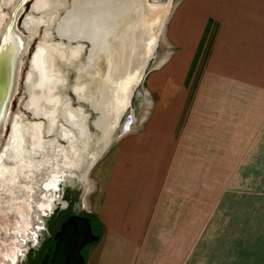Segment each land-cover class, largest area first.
Wrapping results in <instances>:
<instances>
[{"label": "crops", "instance_id": "obj_1", "mask_svg": "<svg viewBox=\"0 0 264 264\" xmlns=\"http://www.w3.org/2000/svg\"><path fill=\"white\" fill-rule=\"evenodd\" d=\"M183 16L192 58L214 25L207 62L189 101L188 58L184 74H154L152 117L96 164L86 264H170L178 248L189 259L226 200L222 264H264V0H186Z\"/></svg>", "mask_w": 264, "mask_h": 264}, {"label": "rangeland", "instance_id": "obj_2", "mask_svg": "<svg viewBox=\"0 0 264 264\" xmlns=\"http://www.w3.org/2000/svg\"><path fill=\"white\" fill-rule=\"evenodd\" d=\"M27 1V4H23L22 2L20 5V10L18 11L17 17L14 21L16 29L21 35L28 37L29 42L26 52L20 56L16 85L13 95L7 103L8 113L2 121L3 128L0 131V153H2L4 149L2 144V133H4V128L7 123L13 124L17 117L24 123L33 121L27 110L23 109L27 96L24 88L23 74L25 75L28 70V60L33 49H35L38 42L42 40L44 27V32L46 31L47 34H50V37L43 39L44 41L42 42L60 43L62 40L68 44L66 45L67 47L73 48L78 44L77 41L69 40L68 42L63 38L60 39L61 36L58 37L56 34V23L65 16V10H67L69 6L68 4H72V0H66L67 5L65 8H61L57 11L53 10L55 19L52 23L48 19L50 14L49 10H32L35 12L33 13L30 11V7L31 4L35 3L37 0ZM4 2L7 3L6 0H0V21L2 16L5 17L2 25L12 21L14 14L13 9L16 5H18L19 0H11L8 5ZM60 2L64 3L63 0H60ZM141 2H143L141 7L144 8V14L141 18L144 21L150 20L153 16L152 11H155L154 9L157 7L156 9L158 11L157 13L155 11V13L158 16L159 21L156 24H159L160 26L159 29H154V32H151L152 36H150V33L146 35L148 39L145 36L146 40L144 41H146L147 44L150 42L149 47H145V49L148 48L147 63L143 69V75L141 76L142 78H140L139 83L137 82V85H133V93L130 97L129 105L127 108L125 107V109L121 110L122 114L120 113L117 123L115 124L116 127L114 126L115 128H112L111 130L109 129L110 127L105 128L103 125H101L100 128L97 127L95 124L97 119L100 117L103 119L102 113H100L102 112L101 109L98 108L100 110L99 112L98 110H94L89 103L85 101H78L72 93V88H74L76 83L86 84L88 86L87 91L94 94L96 88L95 82L98 79H101L102 81L104 78L108 79L106 74L108 67L104 59H108V55L110 54L111 58L109 60L111 62V66L113 65L114 67L116 63H120L122 48L124 46V42L121 39V35L124 33V27L122 30H119L121 33L118 31L113 34L109 42L110 49L106 52V55H103V50L98 52L97 58L99 60L96 65H92L94 63H89V60L87 59L89 56L88 52H90L92 46L89 44L90 42L86 40H81V48L83 47L82 53H79V56L77 59L73 60L72 64L68 65L62 63L60 65L65 81L64 85H58L56 87V93L64 96L61 109L69 107L70 109L79 112V110L73 109L71 106L76 108L81 107L82 112L86 116L85 124L88 129L90 139H87L85 143L83 141L81 142V144L84 143L85 145L80 147L81 151L77 149L74 152L75 154H79L81 156L84 154L83 159L87 158L89 163L88 161H83L81 164L75 165L76 168L74 167V171H72L73 167L66 166V170L64 171L66 175H62L61 172H58V176H54L56 177L53 179L54 182L49 184L52 178L47 181V188H50L53 184L55 185L54 187L57 188L49 190L48 193L45 194H43L42 185L44 181L51 177L49 173L52 170H49L48 174L43 173L42 176H36L34 179H31L30 181L32 182L30 184L25 178V175L29 172L22 173L25 175L17 181L20 185L19 187L10 188L5 186L0 189V264H39L41 255L46 246V242H42V239L47 232L48 223H52L51 225L53 229H55L57 223L62 218V214H66L67 208L61 209V211L57 213L60 210V207L63 204L70 203L78 198L84 208L82 212L90 210V207L93 206L96 200V164L105 154L112 150L117 140L124 134L140 131L147 121L150 120L156 107L158 106L159 94L156 91H153V88L149 83L150 78H152L154 74L159 75V73L169 72L172 63L173 66L175 63L179 68H181L180 60L186 59L185 61H187L188 58L190 60L188 61V69H191L190 65L191 63L193 64L190 75L187 79V89L189 90L188 101L191 99L199 76L210 54L212 38L215 30L214 25L212 23L209 24L202 39L201 49H199V51L197 50L194 54L195 56L193 55L192 58L189 51L185 52V48L187 47L186 44L188 43V39L184 40V30L186 31L185 28L187 23L185 24V18L183 15L186 8V0H141ZM28 14L38 16H29L24 23L25 26L28 24L32 33L28 32L23 27L24 19ZM177 21H179V23ZM50 25L52 26L49 28L48 26ZM154 25L155 24L153 23V26ZM176 25L177 27H175ZM37 26L38 30L35 34L34 32L36 31ZM3 30V28L0 30V37ZM20 34L14 30L8 33L5 37L4 42L6 43V52L2 59H4L3 62L5 64L9 63L8 70L10 68L12 56L16 47L22 43V37ZM182 35H184V37H181ZM153 39L154 41H151ZM67 50L68 51H66V53L70 55V48H67ZM90 65L93 68L89 70L88 68ZM78 68L83 69L79 75L77 73ZM181 69L182 74L187 72L186 66H182ZM157 88H159V83ZM79 99L83 98L81 97ZM65 116L67 117V115L61 114L58 117H62L70 124L71 127H74L75 129H79L81 127L82 117L80 115L79 116L81 118L78 116V120L80 119V122L77 124L75 123V125H73L72 122H69ZM62 124H64V121L59 119L58 125L60 126ZM14 126L15 129L19 126L18 129L22 130L24 141L22 142L21 158L24 160V144L26 142L25 135L30 134V127H25V124H16ZM32 127L30 137L34 140L36 137H33L34 126L32 125ZM78 131L79 134H81V130L79 129ZM51 137L55 139V136ZM33 142H31V146L34 151L35 145H33ZM82 151H84V153ZM94 156L98 157L93 162L92 160ZM18 168L20 170H24L22 166H19ZM56 172L57 171H54L53 173ZM32 175H34V173H32ZM68 191H74L75 195L68 197ZM227 198L228 195H226V199ZM59 202H61V204H58ZM229 204L231 205V201L226 200L224 208L219 211L217 217L212 219L210 225L206 228V231L202 233L200 240L198 242H194L195 245L193 252L191 253L192 255H190L191 257H189V259L186 255L183 257L182 255L184 253V249L178 248L176 250V262L170 264H222L224 261L222 251L223 244H232L231 242H224V240L231 239L233 237L227 236L232 232V210L231 208L225 209L226 205L229 206ZM218 222L221 223V225H218ZM91 247L89 248V251L91 250ZM32 255H34V259L32 258Z\"/></svg>", "mask_w": 264, "mask_h": 264}, {"label": "bare ground", "instance_id": "obj_3", "mask_svg": "<svg viewBox=\"0 0 264 264\" xmlns=\"http://www.w3.org/2000/svg\"><path fill=\"white\" fill-rule=\"evenodd\" d=\"M63 2H60V0H37L31 7L34 11L49 10L48 19L52 23L55 19L53 10L57 11L60 8H65L67 2L66 0H63ZM141 4H143L141 0H72V4H68L67 10H65V16L56 23V33L59 37L61 36L60 39L63 38L68 42L69 40L77 41V46L74 48L67 47L62 40L60 43L40 42L36 46L37 48L31 56L33 68L27 73L29 97L26 105L34 115L46 118L47 131L54 128L55 122L61 114L67 115L65 118L73 125L80 122V119L78 120L81 116H79V112L69 107L61 109L64 96L56 93V87L64 85L65 79L60 65L62 63L70 65L74 59H77L81 52V40L90 42L92 47L88 52L87 59L89 63H94L98 60L97 54L99 51L103 50V55H106V52L110 49L109 42L113 34L124 27V33L121 35L124 46L120 63H116L113 67L110 60L106 62L108 79L104 78L103 81L98 79L95 82L94 94L87 91V85L86 89L77 90V86L73 88L77 100L81 97L91 100L95 110L100 112L99 109H101L102 112L100 113H102L103 119L101 117L97 119V127L100 128L103 125L108 128L110 125L114 126L117 123L121 110L125 109L128 104L133 85L139 83L147 63L148 48L145 49V47H149L150 42L147 44L144 41L146 35L150 33V36H152L154 29H159L160 26L156 24L159 21L156 15L157 7L154 9L156 13L152 11V18L144 21L141 18L144 14V8L141 7ZM119 33L121 32L119 31ZM44 34L45 37H50V34H47L46 31ZM45 37L44 39H47ZM151 41H154V39ZM67 48H70V55L66 53ZM33 126V137H36V133H40L41 127H38L39 125ZM18 127L12 130L10 143V156L15 157L13 160H17V163L22 161L21 148L24 141L22 130H19ZM35 143L33 142V145ZM51 182H54L53 178L49 184Z\"/></svg>", "mask_w": 264, "mask_h": 264}, {"label": "flooded vegetation", "instance_id": "obj_4", "mask_svg": "<svg viewBox=\"0 0 264 264\" xmlns=\"http://www.w3.org/2000/svg\"><path fill=\"white\" fill-rule=\"evenodd\" d=\"M6 1H7V3H5V2L4 3L6 5H8L11 0H9V1L6 0ZM22 2H23V4L28 3L27 0L26 1L25 0H19L18 5H16L13 9L14 14L12 17V21L8 22L7 24L2 25V22L5 19V17H3V16H2L1 21H0V30L2 28L4 29L1 32L2 34L0 37V131L3 128V125H2L3 122L2 121L5 119V117L8 113L7 112L8 111L7 103L9 102V99L12 97L13 92H14V90L12 91V89L14 88L13 81H14L15 74L16 73L18 74L20 56H22L28 48L29 38L25 37L24 35H21L20 32L14 26V23H15L14 21L17 17L18 11L20 10V5L22 4ZM32 4H34V3H32ZM32 4H31V6H32ZM30 11L33 12L32 7H30ZM33 13H35V12H33ZM36 14H39V13H36ZM29 16H32V17H38V16L34 15V14L33 15L28 14L27 17L24 19L23 27L28 32L32 33L31 28L28 26V24H26V26L24 25L25 21L28 19ZM2 26H4V27H2ZM51 26L52 25H50L48 27L50 28ZM14 30H16L17 33L20 34V36L22 37V43H21V45L16 47V49L13 53V56H12L10 68L8 70L9 63L5 64L3 62L4 59H2L3 55L6 52V43L4 42V40H5L6 35L8 33H10L11 31H14ZM37 30H38V26H37L36 31L34 32L35 34H36ZM44 30H45V27H44ZM44 30H43L42 40L39 41L36 46H38L39 43L43 41V39L45 37ZM63 44L68 45L66 43H63ZM36 48L37 47H35V49ZM35 49H33L31 56L33 55ZM82 49H83V47L81 48L80 54L82 53ZM31 56L29 57V60H28V70L25 73V75L23 74L24 88H25L26 94H27L23 109L27 110V112L30 114L33 121H29V122L24 123V122H21V120L17 117L14 120L13 124L7 123V125H5L4 133H2V139H3L2 144H3L4 149H3L2 153H0V189L4 188L5 186L10 187V188L11 187H19L20 185H19V183H17V181L23 175H25V174H22L25 172H29L28 174L25 175V178H26V181L30 184L32 182L30 180L34 179L36 176H42L43 173L48 174L49 170H52L53 172L57 171L56 173H53L52 171H50L49 175L51 177L43 182L42 189L44 192L43 194H45V193H48L49 190L57 188V187H54L55 186L54 184L50 188H47L46 183L48 180H51V178L55 179L54 176H58V172H61V174L64 175L65 174L64 171L66 170L65 169L66 166L73 167L72 171H74L75 170L74 167L76 168L75 165L81 164V162H83V161L84 162L88 161L87 158L83 159L84 154L81 156L79 154H75L74 151H76L77 149L80 150V147L85 146L84 143L87 139H90V136H89V132H88V129L86 127V124H85V117L86 116L82 112L81 107L76 108V107L71 106L73 109L79 110V115H81V117H82V124H81V127L79 128L81 130V134H79V131H78L79 129L78 128L75 129L74 127H71L70 124L67 123L62 117H58L57 121L55 122L54 128L50 131H47V120H46V118L44 116L34 115L32 113V111L29 109V107L26 105L27 100H28V93H29V90H28L29 87L27 88V73L31 68H33ZM10 57H11V54H10ZM110 58H111V56L109 54L108 59H104V58L103 59L105 60V63H106ZM98 60H96L94 62V64H92V65H96L98 63ZM91 68H93V67L90 65V67L88 69L90 70ZM82 70H83L82 68L77 69L78 75L80 74V72ZM65 85H66V83H65ZM74 86H77V90H80L83 88L86 89V84L76 83ZM72 93L75 95V98L77 99V95H76L75 90L73 88H72ZM132 93H133V90H132ZM132 93H131V95H132ZM131 95H130V97H131ZM130 97H129V101H130ZM67 100H68V98H67ZM78 101H85V102L89 103L92 106V108L94 109V107H93L94 105H92L91 100L79 99ZM129 101H128L126 108L129 105ZM59 119H62L64 121V124L59 126L58 125ZM16 124H20V125L25 124V127L26 126H27V128L30 127V134L32 133V128H33L32 125H35V126L39 125L38 127H41L40 133H38V132L36 133L37 138L34 139L35 141L32 140V137H30V134L25 135V140H26V142L24 144V156H25V158H24V160H22V162L18 161V163H17V160H13V159H15V157L10 156L11 155V148H10L11 133H12V130L14 129V125H16ZM40 124H41V126H40ZM95 124H96V122H95ZM114 126L110 125L109 129L112 130V128L116 127V126L115 127ZM64 131L66 134L64 133ZM51 136H55V139L52 138ZM0 141H1V138H0ZM33 141L36 142L34 144L35 145L34 151H33V148L31 146V142H33ZM82 141L84 142L83 144H81ZM89 142H90V140H89ZM82 152L84 153V151H82ZM88 163H89V161H88ZM19 166H22L24 168V170H20L18 168ZM12 171H13V173H12ZM67 171H69V170H67ZM32 173H34V175H32ZM68 193H67L68 197H72L73 195H75L74 191H68ZM76 200H78V198ZM72 202L73 201H71L70 203H67V204H63L60 207V210L57 213H59L61 211V209H65V208H67V211H66V214H64V215L62 214V218L57 223L55 229H53V227L51 225L52 223H48L47 232L43 236V239H42V242H46V246H45V249L41 255L39 264H53V262H52L53 261V254H54V251L56 248V243H57V240L54 239V234L60 229L61 224L68 217L71 216ZM58 204H61V202H59ZM83 209H84L83 207L79 208L78 217L87 218L88 221L91 223L92 232L94 234L98 235L99 239H100L99 229L97 227V224H96L94 217L91 216L90 212H88V211L82 212ZM96 242H91V243L85 245L81 249L80 253L84 258V264H85V262L87 263V261H88L89 248L91 247V245H93ZM33 257H34V255H32V258Z\"/></svg>", "mask_w": 264, "mask_h": 264}, {"label": "water", "instance_id": "obj_5", "mask_svg": "<svg viewBox=\"0 0 264 264\" xmlns=\"http://www.w3.org/2000/svg\"><path fill=\"white\" fill-rule=\"evenodd\" d=\"M17 75L16 73L13 81L14 88ZM80 207H82L80 200L72 202L71 216L61 224L60 229L54 234L57 243L53 254V264H84V258L80 253L81 249L99 239V236L92 232V226L88 219L78 217Z\"/></svg>", "mask_w": 264, "mask_h": 264}]
</instances>
